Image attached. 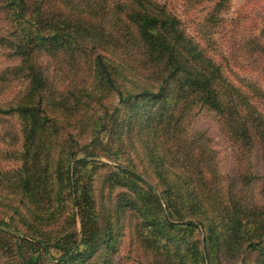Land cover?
<instances>
[{"label":"rangeland","instance_id":"obj_1","mask_svg":"<svg viewBox=\"0 0 264 264\" xmlns=\"http://www.w3.org/2000/svg\"><path fill=\"white\" fill-rule=\"evenodd\" d=\"M154 8L167 11L169 17H177L175 32L167 25H163L162 31L166 37L178 36L182 39L181 44L173 46L170 53L175 61H183L193 71L195 63L191 64V57L200 52L207 58L212 59L219 64L223 71V76L230 86L223 91L224 97L235 90H242L249 94L253 86L261 98L253 100L254 110L259 117L264 119V0H151ZM29 9L25 16L18 18V13L12 7L0 0V106L9 107L15 105L18 101H23V95L28 86V80L22 73L15 70L16 66L22 63V57L18 53L20 46H28V42L34 45L32 36L35 30V23L40 21V17L49 21V28L46 34L53 35L56 32L69 31L67 26H58V15L62 6L57 0H30ZM64 9V8H63ZM45 45L49 41L38 38ZM55 49L61 46V55L63 50L70 48V44L80 45L77 51V68L76 71L85 73L90 72V66L96 61V57L101 54L108 58L119 55L123 57V50L116 49L108 36H91L85 31L78 32L77 37L67 39L60 35L57 40L51 42ZM31 45V47H32ZM168 55V56H170ZM46 68H60L54 56L42 57L39 60ZM176 64L178 62H175ZM63 64V63H62ZM147 70L140 67L138 70L129 72L115 73L122 87L126 91H141L143 88L140 82ZM54 74L55 84L57 87H75L79 89V84H70L71 81H77L74 78L62 76L61 78ZM150 82L147 88L155 90L157 81L160 80L156 70H149ZM187 73L177 76L169 83L170 95L162 100H149L144 103L145 109L158 115L164 114L181 115V126L183 135L181 140L188 139L195 145L208 147L212 158L213 165L208 171V176L201 174L196 178L182 175L176 168L178 166L179 152H176L171 142L169 159L173 166H163L153 154V144H142L137 136L136 122L141 112L139 104H133L132 107L123 113V118L111 116L114 106L113 99L106 98V94L98 95L91 102L93 108H89L88 119L100 117L101 121L107 123V126L99 132V137L92 143V138L87 133L82 134L74 118L68 122L66 118L58 116L54 111L49 115L51 120L57 117L53 127H57L61 134V139H66L69 133H72L68 149L74 156L75 161H87L88 166L81 170L78 169V176L81 184L90 188L96 204L93 210L97 212L99 225L103 230V240L98 244V248L86 252L82 262L78 258L72 264H168L171 260L168 250H176L179 247L183 232L180 226L185 228V222L193 220L198 226L193 233V239L204 243L206 236V226L203 223L205 215L201 206L196 204L194 210L186 207L185 219H181L179 214L174 210L173 205L167 200L168 191L173 182H178V192L187 191L194 187L200 192L203 201L210 197L219 198V209L222 210L216 217L218 228L221 229L222 246L221 250L213 256L194 262L192 257L184 259L182 264H264V250H261L255 239L259 240L258 235H264V218L252 210L248 209L246 220L249 223L248 233H253L254 238L245 242L242 239L244 225L236 224V217L231 210L234 203L229 201V185H235V194L237 198L244 200L246 193L244 187L238 183L243 182V176L246 175V168H250L252 173V182L248 187V200L250 208L258 205L264 207V161L261 151L256 147L251 150L250 155L246 156L251 163H246L243 158L242 148L239 147L236 137L227 125L222 112L215 109L211 103H202L196 90L187 83L183 84ZM69 79V80H68ZM154 79L156 81L154 82ZM148 80V81H149ZM61 84V85H59ZM184 90L185 96L179 103L176 100L175 93L178 90ZM83 95V94H82ZM171 95H174L171 98ZM233 95V96H234ZM87 98H85L86 100ZM77 116L76 113L73 117ZM84 119V118H83ZM262 119V120H263ZM157 122L166 126L167 119L164 117L157 118ZM21 120L15 116L0 114V172L16 171L23 163L25 156L22 155L21 148L22 136ZM72 131V132H71ZM168 135L165 131V137ZM180 143V142H176ZM182 143V142H181ZM60 149H63L61 144ZM200 158V156H197ZM202 159V158H200ZM249 164V166H248ZM198 173L200 166L193 164ZM201 165V164H200ZM130 167L134 169L144 179L140 183V189L147 188L156 200L153 202L151 210L157 211L160 220L170 229L169 235L157 240L151 234L152 228H146L144 224V215L140 210L130 206L123 213H119L120 206L128 200L139 199V190L134 183L129 181V187L120 185L125 179V174L121 170ZM119 175V180L113 177ZM1 180V179H0ZM12 177L9 181H14ZM189 182L191 187H187ZM133 186V187H132ZM194 186V187H193ZM132 187V188H130ZM195 190V189H194ZM9 187V182L0 184V218L7 219L12 223L16 230L11 234L0 232V264H25L22 257L18 254V245L26 248L29 246L25 241L34 242L32 237H38L45 234L44 237L54 239L62 235L66 229H70L75 222L76 235L82 232V218L78 206L77 193L65 190L62 193V199L59 211L51 212V209L43 208L42 203L35 204L32 210L25 206H20L15 212V207L19 201L14 199L8 203V199L15 197ZM196 191V190H195ZM176 194V189L174 190ZM10 198L4 200L6 195ZM235 200L236 199L235 197ZM244 202V201H243ZM57 206H60L58 203ZM180 208L179 206H177ZM183 209V208H181ZM40 210L44 216H36L32 212ZM183 211V210H181ZM73 213L75 218L73 220ZM183 212H181L182 214ZM60 214H65L57 220ZM94 216V215H93ZM95 217V216H94ZM119 221V222H118ZM199 222V224H198ZM111 227L109 228V224ZM108 224V227H107ZM93 225H89L91 231ZM18 229V231H17ZM227 232H224L226 231ZM153 233V232H152ZM156 235V234H154ZM111 237V238H109ZM112 241L109 245V241ZM256 240V241H257ZM253 241V243H252ZM224 243V245H223ZM232 243V244H231ZM168 245V246H167ZM52 249V248H51ZM50 249V250H51ZM44 255L45 250L42 249ZM34 252H30L32 254ZM35 255L37 253H34ZM205 257L204 253H202ZM45 256V255H44ZM53 260L45 259L44 264H49Z\"/></svg>","mask_w":264,"mask_h":264},{"label":"trees","instance_id":"obj_2","mask_svg":"<svg viewBox=\"0 0 264 264\" xmlns=\"http://www.w3.org/2000/svg\"><path fill=\"white\" fill-rule=\"evenodd\" d=\"M3 1L18 13V18L21 20L29 9L30 0ZM57 2L60 6L64 5L58 15V26H67L69 31L56 32L53 35L46 34L45 31L49 28L50 23L46 17H40V21L35 23V30L31 38L34 45L28 42L29 47L21 45L18 51L22 57V63L20 66H16L15 70L22 73L28 80V86L23 95L24 99L9 107L0 106V114L15 116L21 120L23 136L21 148H23L22 155L25 156L23 165L16 171L0 172V184L9 182V187L13 189L15 197L12 194L10 198L8 194L4 200L10 198L8 203L14 199L19 201L15 212L20 206L32 210L35 208V204L42 203L43 208L51 209V212L56 213L59 211L62 201L66 202L64 198H61L62 193L65 190L74 191L77 193V202L82 218V232L76 235L75 222L73 221V226L70 229H66L62 235L54 239L44 237L43 233L38 237H32L34 242L25 241L28 248L25 249L23 245H18V254L25 264H44L45 259L53 260L49 264H72L78 258L81 259V263L85 253L98 248V244L104 238L97 212L93 210L96 201L90 193V188L83 186L77 177L78 169L81 172L89 163L84 159H82L83 161H72L74 156L70 153L71 147L68 149L70 142L65 140L71 139L73 135L69 133L66 139H61L59 130L57 127H53L54 123L59 126L56 122L58 118L54 117L51 120L49 116L51 112L55 111L58 116L66 118L68 122L73 120L70 118H74L78 125L75 132L79 133L82 129V134L87 133V136L92 138L90 141L92 143L98 139L100 130L107 126V123L101 121L100 117L88 119L89 108H93L91 102L98 95L106 94V98H114L112 102L114 110L111 116L115 118H123V113L127 109L133 104L140 103L139 112L141 114L135 121L137 136L143 145L148 142L153 144V154H157L159 163L162 165L161 169L164 168L163 166H173L169 159V152L172 151L170 143L173 141L175 143L172 148L179 152L176 168L180 173L184 176L188 174L192 178H196L200 174L208 176V171L213 165L211 152L206 146L195 145L188 139L181 140L183 130L180 129L181 115L179 111L177 114L160 112L156 115L155 112L151 113L146 110L144 106V103L149 100L163 101L164 97L170 95L169 83L177 76L187 73L183 84L188 82L192 89L199 94L202 103H211L215 109L222 112L239 147L242 148L246 163H251V160L246 156H249L251 150L256 147H259L264 161V119L258 116L253 107L255 106L253 100L261 98L257 94L258 89H254L252 86L249 94L242 90H235V95L233 91L224 97L223 91L232 86L227 83L221 66L215 61L198 52L191 59H187L191 64L195 63L193 71H189L183 61H175L170 53L168 54L170 56L166 55L165 52H170L173 46L182 47L183 45L181 38L178 36L166 37L161 28L163 25H167L175 35H178L175 32L176 24L179 23L177 17H169L170 13L163 10L165 8L155 9L151 0H57ZM81 31L95 37L108 36L116 49L123 50L124 56L114 55V57L108 58L99 54L93 66H90L91 74L85 73L81 77L84 71H76L77 51L80 45L70 44V48L63 50L65 53L61 55V48L66 46L55 49L51 44L60 35L71 39L77 37L78 32ZM38 38L49 41L50 44L45 45L42 41H38ZM47 56H54L56 62L60 64V68L51 71L50 68L39 63L40 58ZM140 67L147 70L146 75H143L140 80L143 89L137 92L126 91L118 78L115 77V73L138 70ZM151 69L152 71L156 70L160 78L155 90L147 88L150 82L149 70ZM53 73L60 78L66 75L69 79L74 78L77 81H71L70 84H79L80 88L75 89L70 85L57 87ZM155 81L156 79H154ZM173 96L171 95V98ZM175 96L180 103L185 96L184 90H178ZM85 98L87 99L85 100ZM74 113L77 116L73 117ZM161 115L167 119V129L163 128V124L157 122V118ZM165 131L168 133L166 137ZM72 140L74 139L72 138ZM61 144L63 149H60ZM194 163L196 166H200L198 173L194 171ZM121 171L125 173L123 175L125 180L120 185L129 187V181L134 183L137 186L134 188L139 190V199L126 201L124 205L120 206L119 213H123L130 206L136 209L138 207V210L144 215L145 227L152 228L153 237L157 240L162 237L166 239L170 229L160 220L158 212L151 210L153 202L156 200L147 188L142 190L138 187L144 179L130 167ZM12 177L15 180L9 181ZM113 177L119 180L117 173ZM243 179V182H240L237 178L238 183L244 187L246 192L243 198L244 202L237 198L233 183L229 185L228 196L229 201L234 203L231 210L236 217V224L245 227L242 239L246 242L254 238L253 233L247 232L248 209L255 211L260 218H264V207L260 208L258 205H254L252 209L250 208L251 201L248 200L247 191L252 182V173L249 167L246 168V175L243 176ZM191 183L189 182L187 187H191ZM177 184L178 182L175 180L172 186L167 189L168 202L173 205L172 208L181 219L186 218L185 214L187 213L184 208L189 207L190 210H194L196 204L201 206L205 215L202 222L207 224L206 236L203 245L194 240L192 235L198 225L193 220L186 221L185 228L180 226L179 229L183 232L179 247L177 246V249L173 251L168 250L171 257L168 264H182L187 257H192L194 262L212 259L221 250L223 242L220 233L222 231L218 228L216 216L226 207H223L222 210L219 209L218 197H210L203 201L200 192L194 186L196 191L191 188L188 192L179 190L180 193L177 194ZM175 189L176 194L174 193ZM235 197L238 200H235ZM58 203L60 206H57ZM181 212L183 213L181 214ZM32 213L36 216H44L40 210ZM63 216L65 214H60L57 220ZM187 216L190 215L187 214ZM74 218L73 213V220ZM90 224L94 226L91 231L88 229ZM13 230H16V227L12 223L5 218H0V232L11 234ZM224 232H227V229ZM257 238L259 240L255 239V242L261 250H264V235L260 234ZM111 242L110 240L109 245ZM42 249L46 252L45 256L40 252ZM30 252L37 254L28 255Z\"/></svg>","mask_w":264,"mask_h":264}]
</instances>
